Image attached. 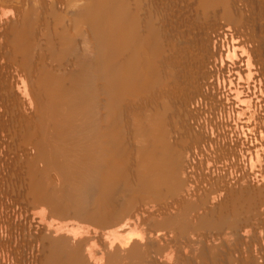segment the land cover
Segmentation results:
<instances>
[{
    "label": "bare ground",
    "instance_id": "6f19581e",
    "mask_svg": "<svg viewBox=\"0 0 264 264\" xmlns=\"http://www.w3.org/2000/svg\"><path fill=\"white\" fill-rule=\"evenodd\" d=\"M0 264H264V0H0Z\"/></svg>",
    "mask_w": 264,
    "mask_h": 264
}]
</instances>
